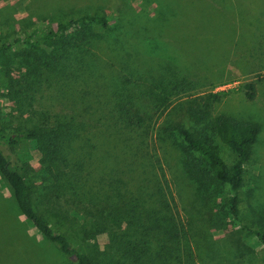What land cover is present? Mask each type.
I'll list each match as a JSON object with an SVG mask.
<instances>
[{"label": "trees", "instance_id": "16d2710c", "mask_svg": "<svg viewBox=\"0 0 264 264\" xmlns=\"http://www.w3.org/2000/svg\"><path fill=\"white\" fill-rule=\"evenodd\" d=\"M196 1L203 2L197 6L201 7L200 11L204 18L218 7L222 9L217 0ZM36 2L39 0H34L33 3L34 8L38 10L36 13L38 20L50 19L51 25L44 33L33 41H30V36L19 35L13 41L0 43V79L5 81L6 95L10 100L17 101L21 98V87L31 83L29 80L32 75L34 90L43 83L74 81L76 75L80 73L78 68H72L73 62H77L81 69H87L92 73L99 59L96 52L90 50L93 40L99 37L95 31L97 27L108 30L114 46L123 49V73L127 71L129 77H134L138 69L147 72L143 83L127 80L123 73L119 76L120 81L114 83L115 101L113 99L109 113L114 114L119 126L122 122L128 129L146 131L152 117L149 111L154 110L155 113L159 111L161 115L169 105V95L186 94L192 89V74L189 70L184 72L180 65V60L184 58L182 47L180 46L181 51L171 47L168 44L169 36L164 35L179 23L177 10L183 12V16L179 17L187 24L189 21L186 18L190 17V21H193L187 14L189 8L194 9L192 0H134L140 11L133 5V0H106L100 10L94 11H80L73 0H65V4L62 5L55 3L54 0H40L44 6ZM108 3L116 10L113 26L109 25L103 9ZM60 7H64L69 13L60 12ZM75 8L77 13L74 11ZM185 8H188L186 14L183 11ZM197 24L194 25L195 28L189 26L199 31L201 25ZM126 29L132 31V36L135 35L137 38L129 40L130 35ZM175 30L181 33L180 44L182 41L196 40L189 37V29L186 31L178 26ZM34 31L35 29L33 33ZM127 42L129 44L126 46ZM20 43L30 45L29 49L23 53L18 52L17 55L24 59L33 57L31 62H24L31 73L14 78L10 71L12 59L9 54L13 51L12 48ZM132 46L133 51L129 49ZM246 52L256 53L258 58L262 56L260 65L257 66L264 69V61L261 62L264 59V45L259 42V37H254L252 45L245 43V49L241 50L240 54ZM235 53L236 47L233 49V54ZM196 54L199 56L201 53L199 51ZM204 55L201 62L199 57H195V62L199 63L201 68H207L209 64V56ZM138 60L140 67L137 64ZM155 62L159 64L164 62L162 64L164 68L176 74L175 79L166 80L154 75L152 70ZM126 82L133 84L127 88V93L124 87ZM261 82H264V78L243 84L244 95L248 101L254 102L258 98L260 93L258 86ZM221 93L208 89L204 96L187 101V105L183 100H179L175 107L172 106L165 112V120L160 124L161 134L171 139L173 145L182 152V164L187 175L201 191H204L203 202L206 203V207L203 208L209 209L204 211L205 214L201 213L202 210H195L200 225L194 224L192 216L186 222L183 221L160 185L150 194L145 193L142 187H138L137 192L129 190L124 184L123 171L117 167L101 174L99 178L91 177L88 180L91 183L95 181V184L101 185L100 188L87 187L86 160L76 149L83 127V122L79 123L76 119L81 115L79 110H72L71 116L63 122H50L47 117H43L45 112L40 114L33 110L32 128L19 127L9 132L0 125V141L16 145L21 139H25L33 144V148L43 158L44 171L54 175L53 199L57 195H62V190L67 191L68 197L76 207L92 216L87 222L88 226H82L84 238L91 239L100 233L109 234L110 240L105 244L104 250L97 251L98 247L95 246V256L90 254L79 238L72 234L66 235L56 227V224L42 216L37 204L31 199L29 186L21 173L22 167L13 165L1 150L0 174L12 189L16 204L24 218L69 259L72 254L77 256L76 260L70 259L72 264H199L195 261L198 255L193 254L191 242L199 248L209 241L206 224L211 225L212 222L208 205L214 202L210 197L211 195L214 197L213 191L219 186H226L228 191L224 201L217 207L238 223L243 237L246 241L259 246L261 249L259 254L264 258L262 175L259 174L258 177V180L260 177L262 179L259 186L251 187L245 193L254 200L250 205L252 217L247 218L241 207L246 185V165L252 157V147L257 141L260 126L255 122L236 119L225 113L211 115L210 103L218 100ZM96 94L95 91L93 97ZM141 100L145 102L143 106ZM81 102L82 99L79 103ZM145 107L150 109L146 110ZM162 107L164 109L161 111ZM208 130L214 132L226 145L231 153L230 163L220 155L217 145L207 133ZM43 199V197L39 199V205ZM74 242L78 248L73 247Z\"/></svg>", "mask_w": 264, "mask_h": 264}, {"label": "rangeland", "instance_id": "374dc122", "mask_svg": "<svg viewBox=\"0 0 264 264\" xmlns=\"http://www.w3.org/2000/svg\"><path fill=\"white\" fill-rule=\"evenodd\" d=\"M54 1L60 5L65 4V0ZM73 1L80 11H94L100 10L106 0ZM192 1L194 9L187 8V11L185 8L183 11L184 14L187 11L193 21L188 17L186 20L189 24H187L179 17L183 16V12L177 10L179 23L164 35L169 36L168 44L171 47L179 51H181L180 46L182 47L184 58L180 60V65L184 72L187 70L191 72L193 87L186 94L169 95V105L161 115L159 111L156 113L154 110L149 111L152 117L146 131L128 129L122 122L119 126L114 114L109 113L113 99L115 101L114 83L120 81L119 76L123 73L124 51L115 47L108 30L100 27L95 28L99 37L95 38L90 46V50L95 51L99 56L92 73L87 69H81L77 62H73L72 68H78L80 73L76 75L74 81L43 83L34 90L32 75L29 80L31 83L21 87V98L17 101L10 100L6 95L5 81L0 79V125L7 131L13 132L19 127H33V110H37L40 114L45 112L43 117H47L50 122H63L71 116L72 110H79L81 115L76 119L79 123L83 122V127L75 147L86 160L87 187L100 188L101 185L88 180L91 177L99 178L101 174L117 167L123 171L124 184L129 190L137 192V188L142 187L145 193L150 194L160 185L165 190L166 198L171 199L170 202L175 205L182 220L186 222L192 216L194 224L200 225L195 210H202L201 213L205 214L204 211L209 209L203 208L206 207V203L203 202L204 191H201L187 175L182 164V152L173 145L171 139L161 134L160 124L165 120V112L172 106L175 107L179 100H183L187 105V101L204 96L208 89L214 92L221 91L220 98L210 103L211 115L225 113L236 119L255 122L260 126L257 141L252 147V157L246 165V185L241 203L243 214L251 218L253 212L250 205L254 200L245 193L249 188L259 186L262 180L261 177L258 180L259 174L264 177V82L259 84L260 93L254 102L245 98L243 84L264 78V69L257 66L260 65L262 56L258 55V58L256 53L246 52L243 55L240 53L245 49V43L253 44L256 36L264 45V0H217L222 5V9L218 7L205 18L200 11L201 7L197 6L202 5L203 2ZM33 3L34 0H0V43L13 41L19 35L30 36V41L36 40L51 25L50 19L38 20L36 15L38 10L34 8ZM36 3L44 6L40 0ZM132 3L137 11H140L134 0ZM103 9L109 25L113 26L115 8L108 3ZM65 10L64 7L59 8L60 12L69 13ZM74 11L77 13L76 8ZM197 23L201 25L199 31L202 34L189 26L195 28L194 25H198ZM186 25L189 30H193L189 32ZM178 26L188 31L189 37L196 40L182 41L180 44L181 33L175 30ZM126 31L130 35L129 40L133 41L132 38H137L135 35L132 36V31L129 29ZM128 44L129 42L125 43L126 46ZM29 46L27 43L17 44L9 54L12 59L10 71L14 78L31 73L24 62H31L33 57L24 59L17 55L18 52H25ZM205 47L207 48L204 49ZM235 47L237 55L233 54ZM129 49L133 51V46ZM199 51L201 54L198 56L196 53ZM204 54L209 56L207 68H201L199 63L195 62V57H199L201 62ZM263 61L264 59L261 62ZM6 64L7 61L4 63L5 69ZM137 64L140 67L139 60ZM162 64L158 62L153 64L154 75L166 80L175 79L176 74L168 68L165 69ZM255 69L258 71L254 72ZM143 70L138 69L134 77H129L125 71L123 76L127 77V80L141 83L146 80L147 72ZM94 77L99 79L95 80ZM131 86L133 84L127 82L124 84L126 93L127 88ZM142 88L144 89V85ZM95 91L97 94L93 97ZM81 99L82 102L79 103ZM140 103L143 106L145 102L141 100ZM163 109L162 107L161 111ZM207 133L217 145L223 159L230 163L231 153L226 145L214 132L208 130ZM0 150L13 165L22 167L21 173L29 186L31 199L37 204L42 216L56 224V227L66 235L72 234L79 238L78 240L90 254L95 256V246L98 247L97 251L104 250L105 244L110 240L108 233L97 234L91 239L83 236L82 226H88L87 222L92 216L76 207L65 190H62V195H57L53 199L54 175L44 171L43 158L33 148V144L25 139H21L16 145L0 141ZM102 187L109 189L106 184ZM227 191L226 186H219L213 191L214 197L212 195V198L210 197L211 201L214 200L208 205L212 224H206L210 239L207 245L199 248L191 242L193 254L198 255L195 261L199 264H264V258L259 254L260 247L255 246L251 241H246L238 223L218 208L224 201ZM261 196L264 200V194ZM42 197L44 199L39 205V199ZM72 245L78 248L75 242ZM0 264H72L67 256L41 235L20 213L12 189L1 174Z\"/></svg>", "mask_w": 264, "mask_h": 264}, {"label": "water", "instance_id": "95a60500", "mask_svg": "<svg viewBox=\"0 0 264 264\" xmlns=\"http://www.w3.org/2000/svg\"><path fill=\"white\" fill-rule=\"evenodd\" d=\"M70 259H71V260H76V259H77V256H76L75 254H72V255L70 256Z\"/></svg>", "mask_w": 264, "mask_h": 264}]
</instances>
